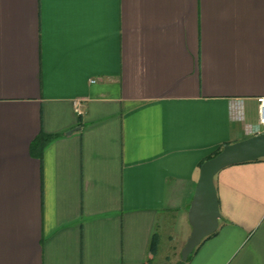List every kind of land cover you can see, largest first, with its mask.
Listing matches in <instances>:
<instances>
[{
    "label": "crops",
    "instance_id": "obj_1",
    "mask_svg": "<svg viewBox=\"0 0 264 264\" xmlns=\"http://www.w3.org/2000/svg\"><path fill=\"white\" fill-rule=\"evenodd\" d=\"M257 97L264 0H0V264H177L200 166ZM214 183L185 264H264V158Z\"/></svg>",
    "mask_w": 264,
    "mask_h": 264
},
{
    "label": "water",
    "instance_id": "obj_2",
    "mask_svg": "<svg viewBox=\"0 0 264 264\" xmlns=\"http://www.w3.org/2000/svg\"><path fill=\"white\" fill-rule=\"evenodd\" d=\"M264 158V131L244 140L225 145L220 152L202 163L194 196L188 211L191 232L177 264H185L201 242L214 234L219 226L220 210L215 176L224 168Z\"/></svg>",
    "mask_w": 264,
    "mask_h": 264
},
{
    "label": "built area",
    "instance_id": "obj_3",
    "mask_svg": "<svg viewBox=\"0 0 264 264\" xmlns=\"http://www.w3.org/2000/svg\"><path fill=\"white\" fill-rule=\"evenodd\" d=\"M96 80H91L90 83H95ZM243 100L233 101L230 105V116L236 121H244ZM257 123L255 125L246 126V134L255 136L264 131V97H257ZM76 108L78 103H75ZM78 111V110H77Z\"/></svg>",
    "mask_w": 264,
    "mask_h": 264
},
{
    "label": "trees",
    "instance_id": "obj_4",
    "mask_svg": "<svg viewBox=\"0 0 264 264\" xmlns=\"http://www.w3.org/2000/svg\"><path fill=\"white\" fill-rule=\"evenodd\" d=\"M40 138H41V137H40ZM42 138H43V137H42ZM54 138H55V137L43 138V139L40 141L41 146H42V147H45L46 144H48V142H49L50 140L54 139ZM221 149H222V147L218 148V149H217L216 151H214V152L212 153V155L209 156L206 160L211 159L212 157H214L215 155H217V154L220 152ZM206 160H205V161H206ZM205 161H204V162H205ZM201 165H202V164H201ZM214 234H215V233H214ZM214 234H212L211 236H213ZM211 236H209V237H211ZM209 237H207V238H209ZM207 238H205L202 242H204ZM202 242H201V244H202ZM199 246H200V245H199ZM199 246H198V247H199ZM198 247H196L195 250L192 252V254L189 255L187 261H189L190 257L194 254V252H196V250L198 249Z\"/></svg>",
    "mask_w": 264,
    "mask_h": 264
},
{
    "label": "rangeland",
    "instance_id": "obj_5",
    "mask_svg": "<svg viewBox=\"0 0 264 264\" xmlns=\"http://www.w3.org/2000/svg\"><path fill=\"white\" fill-rule=\"evenodd\" d=\"M175 232H177V231L175 230Z\"/></svg>",
    "mask_w": 264,
    "mask_h": 264
}]
</instances>
